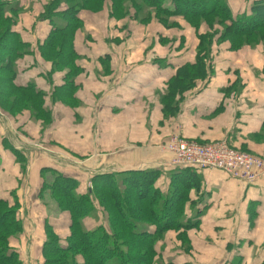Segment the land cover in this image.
I'll return each mask as SVG.
<instances>
[{"label": "crops", "instance_id": "1", "mask_svg": "<svg viewBox=\"0 0 264 264\" xmlns=\"http://www.w3.org/2000/svg\"><path fill=\"white\" fill-rule=\"evenodd\" d=\"M47 1L15 0L21 10L13 29L30 46L16 61L15 81H33L46 93L44 106L52 120L43 127L28 115L0 109V197L11 201L13 195L19 203L22 231L11 246L22 264H42L45 225L62 244L68 234L69 214L39 197L46 168L75 178L78 192L89 189L96 174L154 171L161 194H182L179 211L184 225L192 223L167 230L156 241L160 264H261L264 175L248 184L220 170L180 167L172 163L165 142L176 132L197 142L226 140L264 157V51L213 45L205 60L212 73L185 91L178 110L164 118L160 96L175 68L195 61V29L177 16L171 19L184 22L175 36L161 26L146 37L151 24L98 22L84 10L83 27L73 39L81 68L75 78L78 104L69 107L51 97L53 87L63 84V72L49 75L51 63L38 51L51 27L39 18ZM254 1L264 0L227 3L235 17L250 14ZM204 30L201 25L199 31ZM82 222L87 229L107 228L106 213L98 207Z\"/></svg>", "mask_w": 264, "mask_h": 264}, {"label": "trees", "instance_id": "2", "mask_svg": "<svg viewBox=\"0 0 264 264\" xmlns=\"http://www.w3.org/2000/svg\"><path fill=\"white\" fill-rule=\"evenodd\" d=\"M109 3L108 18L116 23L135 21L148 24L154 12L164 28L168 19L181 16L197 20L193 25L197 43L194 62L175 68L160 96L164 118L179 108L183 93L198 79L212 73L205 65L214 42L228 40V47L238 49L243 44L264 41V1H254L251 13L233 17L227 0H48L40 19L51 27L38 45L40 56L51 63L50 73L63 72V84L53 87L51 97L65 106L75 107V78L81 71L73 39L83 27L81 11L95 12ZM21 7L16 2L0 0V109L11 116L22 111L45 127L52 120L50 109L44 106L45 92L36 84L16 83V61L30 52V46L13 29ZM125 24L121 27H126ZM205 26L200 32L199 27ZM211 28V32H209ZM238 40V42H237ZM18 162L23 161L18 157ZM186 168V167H185ZM191 169V168H188ZM39 197L46 205L53 204L69 214L68 234L63 240L52 227L44 226L41 246L42 264H160L156 258V241L167 230H179L192 223L179 210L182 194L176 198L161 194L154 186V171L137 170L125 173H100L91 178V187L78 192V181L53 169L41 172ZM95 207L106 213L107 228L102 224L87 229L83 218L93 215ZM19 203L12 195L8 201L0 197V264H22L19 252L11 246L22 231ZM264 264V260L261 262Z\"/></svg>", "mask_w": 264, "mask_h": 264}, {"label": "built area", "instance_id": "3", "mask_svg": "<svg viewBox=\"0 0 264 264\" xmlns=\"http://www.w3.org/2000/svg\"><path fill=\"white\" fill-rule=\"evenodd\" d=\"M174 165L195 170L216 169L226 176L253 183L264 175V160L231 146L226 140L197 142L172 132L165 142Z\"/></svg>", "mask_w": 264, "mask_h": 264}, {"label": "rangeland", "instance_id": "4", "mask_svg": "<svg viewBox=\"0 0 264 264\" xmlns=\"http://www.w3.org/2000/svg\"><path fill=\"white\" fill-rule=\"evenodd\" d=\"M9 1H13V2H15V0H9ZM87 11V10H86ZM89 13H90V11H88ZM109 12H110V7H109V3H107V4H105V5H103V6H101V8L100 9H98L97 11H95V12H92L91 14H93V15H95L94 17L96 18V20L98 21V22H101L102 20H104V21H107V19L109 20V18H107L106 17V15L107 14H109ZM155 15H154V12H152L151 14H149V17H148V24H151V26H150V28H149V30H148V32H147V35L148 36H146V37H153V35H155L156 34V31L160 28L161 29V24L158 22V21H156V19H155V17H154ZM183 20L185 21V22H187L189 25H191L193 28H195L193 25H195V23L197 22V20H191V19H184L183 18ZM184 21H180L179 20V22L178 21H176V20H173V19H168V21H167V23H168V25H171L172 24V26L171 27H169L170 29H171V33H170V35H173V36H175V34H177V32H178V29H179V26L182 24V22H184ZM196 21V22H195ZM129 22H135V21H129ZM136 23V22H135ZM180 23V24H179ZM163 27V26H162ZM261 31H264V30H261ZM174 32V33H173ZM209 32H211V28H209ZM261 37H264L263 36V34H262V36ZM160 41V40H159ZM223 42H228V40L227 41H223ZM237 42H238V40H237ZM222 42H214L213 43V45H219V44H221ZM187 44L189 45V43L187 42ZM172 45V44H171ZM249 47H260V49L261 50H263L264 51V41H258L256 44H254V45H248ZM246 44H243L241 47H248ZM240 47V48H241ZM236 50H238L237 48L236 49H232V51H236ZM0 86H2V87H6V84H0ZM19 114H22L23 116H24V118H27V115H28V118H32L31 116V114L30 113H28V112H26V111H22V112H20ZM216 139H213V140H208V141H205V142H213V141H215ZM260 140H261V138H259L258 139V142H260ZM199 142V141H198ZM258 156V155H257ZM259 157H261L263 160H264V157H262V156H259Z\"/></svg>", "mask_w": 264, "mask_h": 264}]
</instances>
